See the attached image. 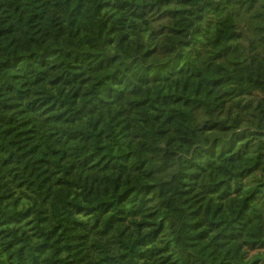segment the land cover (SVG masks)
Here are the masks:
<instances>
[{"label": "trees", "instance_id": "obj_1", "mask_svg": "<svg viewBox=\"0 0 264 264\" xmlns=\"http://www.w3.org/2000/svg\"><path fill=\"white\" fill-rule=\"evenodd\" d=\"M0 264H264V0H0Z\"/></svg>", "mask_w": 264, "mask_h": 264}]
</instances>
